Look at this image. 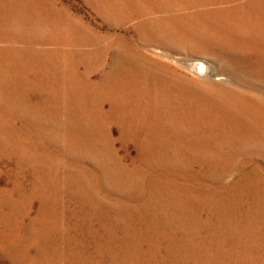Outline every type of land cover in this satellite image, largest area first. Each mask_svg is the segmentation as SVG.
I'll use <instances>...</instances> for the list:
<instances>
[{
	"label": "rangeland",
	"instance_id": "374dc122",
	"mask_svg": "<svg viewBox=\"0 0 264 264\" xmlns=\"http://www.w3.org/2000/svg\"><path fill=\"white\" fill-rule=\"evenodd\" d=\"M0 264H264V0H0Z\"/></svg>",
	"mask_w": 264,
	"mask_h": 264
}]
</instances>
